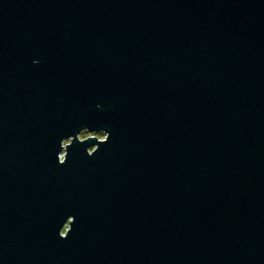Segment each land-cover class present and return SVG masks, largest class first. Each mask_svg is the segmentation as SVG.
Wrapping results in <instances>:
<instances>
[{"label":"water","instance_id":"95a60500","mask_svg":"<svg viewBox=\"0 0 264 264\" xmlns=\"http://www.w3.org/2000/svg\"><path fill=\"white\" fill-rule=\"evenodd\" d=\"M0 264H264V0H0Z\"/></svg>","mask_w":264,"mask_h":264},{"label":"rangeland","instance_id":"374dc122","mask_svg":"<svg viewBox=\"0 0 264 264\" xmlns=\"http://www.w3.org/2000/svg\"><path fill=\"white\" fill-rule=\"evenodd\" d=\"M89 136H96L98 139H103L104 138V133H94V132H88V131H86V130H83V131H81L79 134H78V138L79 139H84V138H87V137H89ZM67 142H69V139H66V140H64L63 142H62V144L64 145V144H66ZM91 149H89V151H90ZM62 154L63 153H61V157H62Z\"/></svg>","mask_w":264,"mask_h":264}]
</instances>
